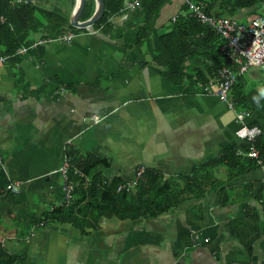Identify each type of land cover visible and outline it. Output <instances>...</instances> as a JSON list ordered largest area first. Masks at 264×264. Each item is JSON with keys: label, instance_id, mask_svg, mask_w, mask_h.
Listing matches in <instances>:
<instances>
[{"label": "crops", "instance_id": "0c3cea01", "mask_svg": "<svg viewBox=\"0 0 264 264\" xmlns=\"http://www.w3.org/2000/svg\"><path fill=\"white\" fill-rule=\"evenodd\" d=\"M76 2L61 6L69 24ZM90 3L80 20L94 12ZM180 6L171 0L163 8L158 31L171 28ZM263 9L257 0L232 17L247 22ZM128 14L125 3L108 21L70 24V41L0 61V240L16 257L12 264H264V184L256 165L230 180L218 166V188L154 218L103 217L83 230L48 219L63 197L57 170L65 146L80 174L86 158L101 160L82 177L100 174L118 184L141 166L176 177L231 147L246 155L236 111L173 75L200 65L188 58L158 64L136 39L143 18L126 27ZM240 83L259 97L264 66L247 70ZM9 182H18L17 193L4 190Z\"/></svg>", "mask_w": 264, "mask_h": 264}, {"label": "trees", "instance_id": "16d2710c", "mask_svg": "<svg viewBox=\"0 0 264 264\" xmlns=\"http://www.w3.org/2000/svg\"><path fill=\"white\" fill-rule=\"evenodd\" d=\"M45 1L0 0V56L16 58L19 56L16 50L21 46H30L38 34L56 33L66 27L72 28L69 30H76L65 20L61 8L64 3L72 7L74 0H55V3L50 5H46ZM126 1L132 0H103L104 13L97 23L104 22L105 19L108 21L112 15L120 14ZM193 1L203 3L208 15L213 14L211 11L214 6H219L221 10L215 14L216 16L222 15L223 11L227 13L225 16H234L257 2V0ZM170 2L171 0H138V4L129 10L125 26L135 25L142 17L143 23L138 25L136 34L137 42L144 41L148 51L160 65L183 58L200 65L191 67L189 72H175L173 75L180 81L184 79L196 85L200 82L206 85L218 68L230 65L228 58L220 49L223 42L209 25L190 16L184 3H181L176 20L170 19L171 28L165 32L158 31L157 21L163 8ZM92 6L93 3L86 0L82 17L90 15ZM34 48H28L27 53ZM241 76H238L231 88L234 111L246 110L257 115L249 124L258 125L262 130L256 146L264 156V96L261 93L259 97L253 96L244 91L240 83ZM239 139L247 146V148L244 146V151L247 152L248 141ZM100 161L98 158H86L85 164L79 170L86 175L89 169ZM73 165L75 166L74 163ZM234 165L238 167L240 165L241 169L233 171ZM218 166L227 167L226 178L230 180L255 167V162L247 155L237 154L236 148L231 147L216 157L195 165L189 173L176 177H166L146 168L138 178L136 187L129 191H116L119 179L109 181L100 174H95L90 179L72 175L74 188L71 202L65 207H56L48 219L76 224L83 230L84 227H96L95 224L103 217L154 218L171 208L178 207L184 201L205 197L218 188L222 183L214 173ZM15 259V256L5 250L0 240V264H12Z\"/></svg>", "mask_w": 264, "mask_h": 264}, {"label": "built area", "instance_id": "2783aa9c", "mask_svg": "<svg viewBox=\"0 0 264 264\" xmlns=\"http://www.w3.org/2000/svg\"><path fill=\"white\" fill-rule=\"evenodd\" d=\"M181 3L186 5L190 16L195 17L201 23L209 25L220 36L223 42L220 49L228 58L230 65L221 66L216 71L215 77L209 78L206 85L200 83L199 85H202L205 90L216 95L221 102L227 105V108L234 110L230 94L231 88L238 76L250 68L264 66V9L260 13L255 14L249 21L242 22L232 16L208 15L204 10V4L201 2L181 0ZM137 4L138 0L127 1L126 8L128 10L133 9ZM177 17L178 11L171 16V19L174 21ZM74 36L75 33L72 31L48 34L47 36L36 38L28 47H19L16 53L19 55L25 54L28 48L37 47L54 40L70 41ZM4 59L5 57L0 56V61ZM250 115L251 113L246 110L235 113V120L239 122L235 135L248 141L249 146L246 155L261 170V182L264 184V156L261 155L259 148L256 146L257 139L261 135L262 130L258 125H250L245 121ZM92 119L94 122L100 120L96 115L92 116ZM144 169L143 166L139 167L132 180L117 184L116 191L134 189ZM57 171L61 177L63 191L60 206L65 207L72 199L74 188L72 175L83 176L72 165L66 146L62 154V163ZM4 190L17 193L19 191V184L18 182H9L5 185Z\"/></svg>", "mask_w": 264, "mask_h": 264}, {"label": "water", "instance_id": "95a60500", "mask_svg": "<svg viewBox=\"0 0 264 264\" xmlns=\"http://www.w3.org/2000/svg\"><path fill=\"white\" fill-rule=\"evenodd\" d=\"M23 1H31V0H23ZM86 0H77L70 19V24L75 27H85L97 22L104 13V2L103 0H95V9L92 15L85 19L80 20L81 14L84 10Z\"/></svg>", "mask_w": 264, "mask_h": 264}, {"label": "clouds", "instance_id": "9594fccd", "mask_svg": "<svg viewBox=\"0 0 264 264\" xmlns=\"http://www.w3.org/2000/svg\"><path fill=\"white\" fill-rule=\"evenodd\" d=\"M96 23V22H95ZM94 24V23H93ZM68 31H71V30H68ZM68 31H63V32H56V33H64V32H68ZM72 32H74V31H72ZM75 33V32H74ZM48 34H50V33H48ZM52 34V33H51ZM39 36H35V38H34V40L36 39V38H38V37H42V36H47V34H38ZM76 35V34H75ZM75 37V36H74ZM73 39V38H72ZM33 40V41H34ZM55 41V40H54ZM59 41H62V40H59ZM51 42H53V41H51ZM49 43V42H48ZM45 44H47V43H45ZM45 44H42V45H45ZM40 46V45H39ZM36 48V47H35ZM17 51V50H16ZM27 53V52H26ZM17 54V53H16ZM19 55V54H18ZM261 95L262 96H264V91H262L261 92Z\"/></svg>", "mask_w": 264, "mask_h": 264}, {"label": "rangeland", "instance_id": "374dc122", "mask_svg": "<svg viewBox=\"0 0 264 264\" xmlns=\"http://www.w3.org/2000/svg\"><path fill=\"white\" fill-rule=\"evenodd\" d=\"M214 172H215V170H214Z\"/></svg>", "mask_w": 264, "mask_h": 264}]
</instances>
